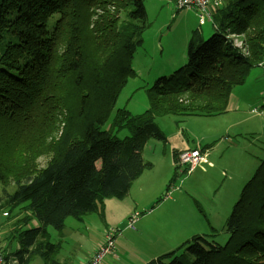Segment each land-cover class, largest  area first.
Returning <instances> with one entry per match:
<instances>
[{"label": "trees", "instance_id": "obj_1", "mask_svg": "<svg viewBox=\"0 0 264 264\" xmlns=\"http://www.w3.org/2000/svg\"><path fill=\"white\" fill-rule=\"evenodd\" d=\"M145 1L0 0V182L16 183L0 201L30 213L23 227L39 224L17 231L18 264L35 257L65 264L49 230L62 234L68 218L103 214L106 199L129 194L151 167L147 142L166 139L156 117L221 114L234 88L264 66V0H231L214 11V33L193 32L187 62L147 90L149 109L136 116L115 109L137 75L132 60L150 27ZM55 105L66 110V122L51 142ZM124 129L130 134L118 137ZM43 153L52 156L40 169ZM225 227L223 244L194 235L154 262L264 264V156Z\"/></svg>", "mask_w": 264, "mask_h": 264}, {"label": "rangeland", "instance_id": "obj_2", "mask_svg": "<svg viewBox=\"0 0 264 264\" xmlns=\"http://www.w3.org/2000/svg\"><path fill=\"white\" fill-rule=\"evenodd\" d=\"M224 1L222 0L223 4L221 5V8L225 6ZM145 4L148 8L147 16L152 27L145 32L144 44L138 47L132 60V68L136 71L137 75L129 78L128 83L120 92L115 108H126V110H128L133 116L141 114L149 109L150 98L147 90L153 86L154 82L164 75L172 74L175 69L187 62L186 37H190L191 30L198 27L197 22L199 20L198 14L194 21L195 25L192 22L194 14H196L195 11H197L195 9H193L195 11H178L175 17H166L163 12L159 14L157 8L162 6L167 8V4H172L166 0H162L161 2L158 0L156 2L154 0H147V2L145 1ZM95 12L99 13L100 10L95 9ZM96 17L97 16L94 18ZM202 26V33L206 37L211 33H214L213 25L210 20ZM184 53H186L185 58ZM256 70L260 71V68L255 67L252 70V74ZM69 85L70 83L67 82V86ZM54 107L56 108V112L52 123L53 127L50 129L52 132L48 137V141L51 142L58 141L61 138L66 122V110L61 106L55 105ZM113 117L114 113H112L108 123L104 126L105 130L111 128ZM167 118L168 116L160 115L156 117V121L162 125ZM129 134V131L124 129L117 135L118 137L123 138ZM259 139L261 141L258 143L264 149V135ZM181 151H179V153ZM51 156L50 153L39 155L36 159L38 168H43L51 159ZM157 161L158 167H163V163L160 162L159 158ZM186 174L187 173H183L181 169L177 171L176 167H174L173 176L168 182L166 183L164 181L163 183H160L157 181V186L154 183L156 182L159 173L155 171L153 175H150L153 182L151 180L149 181L155 185L156 193H160L163 201L167 200L165 201L166 203L157 210L156 204L146 210L135 209L133 208V202L128 199V197H124L123 199L110 197L106 199L103 214H90L95 216L96 224L95 226L92 225L93 233L89 234V242L85 243L82 251H77L73 254L71 259L73 260L75 257L83 258L84 255L92 250L93 244L97 241V237L103 235L102 239L104 240L105 235L110 228H117L119 230L113 235V237L116 238V252L114 255L124 264H136L145 261L147 258H149V261L146 264H153L156 259L176 250L180 245L191 238L192 235H186L194 233L193 228L198 227L200 224H202V229L209 230L210 232H213L214 229H222L224 222L232 213L234 204L239 199L243 186L234 187L230 193L225 192L223 188H220L223 196L219 199L217 194V190L219 189L218 179L215 181V189L211 186V180H204L202 184L200 182H195L196 190H192L190 186H187L189 184L188 177L190 175ZM194 174L196 173H193V175ZM174 177L175 180L169 190L174 186H179L182 189L175 192L172 198L166 199L168 185ZM15 189L16 183L14 180L9 181L8 183L0 182V198L3 195V190H6L8 193H13ZM148 189H150V187L146 190ZM174 199H177L176 201H178V203L173 205ZM220 202L222 206L219 208L217 204ZM3 204L4 202L0 201V222H2V219H4L5 222L0 227L6 228L11 237L0 240V245L7 242V247L14 248L11 244L15 245L17 243V231L19 232L21 228H23L25 216H28L30 213L25 209L21 210L20 208L12 210L9 207H3ZM175 206H182L181 212L178 215L169 216L168 213H172L174 209L173 207ZM118 209H124L125 211L120 213ZM209 209L219 212V215H208L206 210ZM7 211L9 212V215L4 216L3 214ZM108 211H110V215H108ZM104 213L107 214L106 218H103ZM135 213H138V217L135 219L133 225H131L130 219ZM204 214H207L211 220L207 219ZM144 216L148 226L147 228H144V221H142V223H139L138 221ZM76 221L77 219L70 218L67 221V224L70 226L71 223ZM165 221H170V223L167 224V226H163ZM88 227H91V225ZM51 230L50 239H52L51 236L54 232H57L53 228H51ZM225 230L226 228H224L222 234L223 236L225 235L228 237ZM207 237L211 242L213 241L210 236ZM179 239L182 241L181 244L173 246ZM182 239L185 240L183 241ZM218 239L221 241V244L225 243L227 240V238L226 240H222V235ZM119 242H121V246L119 245ZM183 251H185V248L179 250L178 254ZM4 252H6L5 249ZM37 262L35 261L33 264H44V260L39 257H37Z\"/></svg>", "mask_w": 264, "mask_h": 264}, {"label": "crops", "instance_id": "obj_3", "mask_svg": "<svg viewBox=\"0 0 264 264\" xmlns=\"http://www.w3.org/2000/svg\"><path fill=\"white\" fill-rule=\"evenodd\" d=\"M154 1L156 2L157 0ZM158 1L161 2L162 0ZM166 1L172 3L174 7L172 4H167V8L164 6L157 8V10H159V14L163 12L166 17H175L177 12L182 10L191 11L190 9H180L174 0ZM230 1L231 0H225L224 4L226 5ZM146 10L148 12L147 6ZM195 13L196 14H194V18L192 20L193 24L196 16L199 14L197 11H195ZM197 24L198 27L191 30L190 37H186V50H188V44L194 31H199L202 35H204L201 29L203 26H200L199 20ZM151 27L152 24H150L148 29ZM184 54L185 58L186 53ZM263 102L264 78L260 68V71L256 70L253 74L251 73L250 77L243 86H237L234 88L230 95L228 107L225 112L208 116H168L167 120L164 121L162 125L158 123L161 129L164 131L166 139L158 140L151 138L144 148L143 158L144 160L146 159L151 163V167L144 170L142 175L133 182L130 193L128 196H126L133 202V208L138 210H146L147 208L153 207L156 204L157 210L166 203L165 201L167 200H164L160 203L157 202L161 196L160 193H156L157 191L155 185L157 186V181L160 183L165 181L167 183L168 180L173 176L172 174L174 173V167H176V156L178 159L179 151L185 148L202 149L205 153H207L210 161L209 164L196 165L192 172L188 174L190 176H187L189 180V184L187 186H190L192 190H196L195 182H200L202 184L204 180H211V186L213 189H215V181L218 179L219 189L217 190V194L219 199H221L223 194L221 193L220 188H223L225 192L230 193L234 187L244 186L255 173L260 163L261 156H264V149L258 143L261 141L259 138L264 135ZM158 158L160 162L163 163V167H158ZM186 170L182 168V171L185 172ZM155 171L158 172L159 175L156 182L154 183L155 185H153L151 183V181L153 182V179L151 180L150 175H153ZM193 173L196 174L193 175ZM149 187L150 189L146 190ZM169 188L170 187H168L166 199L172 198L175 192L182 189L179 186H174L170 190ZM176 200L177 199L173 200V205L178 203ZM217 205L219 208L222 206L221 202ZM173 208V214L168 213L169 216L178 215L182 210V206H175ZM118 211L122 213L125 210L118 209ZM206 211L208 212V215H219V212H215L211 209ZM88 215L90 214H87L83 220H77L68 226L67 221L71 218L70 217L66 220L65 229L63 230L62 234H59V232H54V234L51 236L52 241H57L62 244V248L56 257L58 262L65 264H84L100 249L104 241L102 239L103 235H99L97 237V241L93 244L92 250L84 255L83 258L75 257L73 260L71 259L73 254H75L77 251L83 250L85 243L89 242V234L93 233L92 225L95 226L96 218L94 215ZM108 215H110V211H108ZM204 215L207 217V219L211 220L207 214ZM106 217L107 214L104 213L103 218ZM138 221L139 223L144 221V228L148 227L145 216L140 218ZM4 222L5 220L2 219L0 226H2ZM169 223L170 221H165L163 226H167ZM225 224L226 221L224 222L222 229H214L213 232L202 229V224H200L198 227L193 228L194 233H190V235L186 236H194L198 234L210 236L214 241L220 243L221 241H219L218 238H220L221 235L222 240H226L227 238V236H223L222 234V231H224V228H226ZM89 225H91V227H88ZM30 226H39V224L37 220H33L30 224L24 226L21 229H25ZM51 231L52 230L50 229L49 233H51ZM10 237L11 235L8 233V230L6 228L0 227V240L8 239ZM182 240L184 241L185 239ZM181 242V239H179L176 241V243H174L173 246H178L181 244ZM6 244L7 242L1 245L3 249L6 248L7 252L5 253V256H7V259L10 262L13 260L14 264H18V260L14 255L15 251L19 248L18 242L15 245L9 243L14 248L7 247ZM119 245L121 246V242H119ZM35 261L37 262V257H35L30 264H33ZM148 261L149 258L136 264H146ZM102 264L124 263L121 262V260L115 255H110L106 257ZM153 264H155V262Z\"/></svg>", "mask_w": 264, "mask_h": 264}, {"label": "built area", "instance_id": "obj_4", "mask_svg": "<svg viewBox=\"0 0 264 264\" xmlns=\"http://www.w3.org/2000/svg\"><path fill=\"white\" fill-rule=\"evenodd\" d=\"M180 9L197 10L199 13L200 26L206 24L208 20L214 25V11L220 9L223 4L222 0H174ZM239 46H242L241 42H238ZM262 68V75L264 78V66ZM264 108V102H263ZM209 158L207 153L199 148H185L178 154V165L182 171V168L186 170L183 173H191L192 170L198 164H209ZM186 168V169H185ZM9 212H5L4 216H8ZM138 217V213H135L131 219V225H133L135 219ZM119 230L117 228H110L105 235L104 243L100 249L93 254L89 260L84 264H101L102 261L109 255H114L116 252V238L113 237ZM0 264H10L5 256L3 247L0 245Z\"/></svg>", "mask_w": 264, "mask_h": 264}, {"label": "clouds", "instance_id": "obj_5", "mask_svg": "<svg viewBox=\"0 0 264 264\" xmlns=\"http://www.w3.org/2000/svg\"><path fill=\"white\" fill-rule=\"evenodd\" d=\"M3 215H4V214H3ZM5 251H6V248H5ZM6 252H7V251H6ZM6 252H5V253H6ZM6 258H7V256H6ZM7 260H8V259H7ZM8 261H9V260H8ZM9 262H10V261H9ZM10 264H14V263H13V260L10 262Z\"/></svg>", "mask_w": 264, "mask_h": 264}]
</instances>
